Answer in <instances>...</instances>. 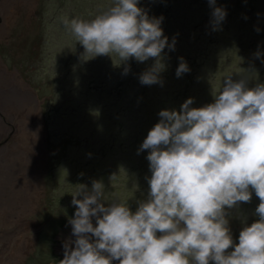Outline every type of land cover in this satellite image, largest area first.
Masks as SVG:
<instances>
[{"label": "rangeland", "instance_id": "374dc122", "mask_svg": "<svg viewBox=\"0 0 264 264\" xmlns=\"http://www.w3.org/2000/svg\"><path fill=\"white\" fill-rule=\"evenodd\" d=\"M111 3L0 0V101L14 88L22 91L18 78L30 97L25 105L30 113L20 122L0 107V118L12 125L0 130V264H59L64 243L75 240L68 221L76 211L71 202L79 185L91 190L94 180L102 181L105 206L119 199L135 212L148 199L151 177L148 150L138 154V149L161 110L179 111L188 98L195 108L214 102L229 74L234 81L245 78L248 87L264 83V0H216L215 6L227 12L219 30L210 23L208 0H139L150 18L163 17L169 44L176 38L175 50L166 47L162 53V86L139 81L153 59L130 58V71L123 74L126 64L114 54L83 56V46L62 24V17L90 20ZM180 57L190 71L178 78ZM29 156L38 182L25 205L22 191L8 195L5 187L24 178L20 158ZM12 195L23 204L18 214L7 207L6 197ZM258 204L253 192L250 202L227 210L234 243L242 228L258 219Z\"/></svg>", "mask_w": 264, "mask_h": 264}, {"label": "clouds", "instance_id": "9594fccd", "mask_svg": "<svg viewBox=\"0 0 264 264\" xmlns=\"http://www.w3.org/2000/svg\"><path fill=\"white\" fill-rule=\"evenodd\" d=\"M208 2L210 23L219 30L227 12L216 0ZM138 3L112 0L90 20L62 17V24L83 46V56L114 54L126 64L123 74L130 58L153 59L139 81L162 86V53L175 50L176 38L169 44L163 17L150 18ZM179 61L178 78L190 71L183 57ZM213 99L195 108L188 98L179 111L158 113L138 149L148 150L151 177L148 199L135 212L119 199L105 206L102 181L94 180L91 190L79 185L68 221L75 240L64 243L59 264H264V83L248 87L245 78L234 81L229 74ZM253 192L258 219L234 243L227 210L250 202Z\"/></svg>", "mask_w": 264, "mask_h": 264}, {"label": "bare ground", "instance_id": "6f19581e", "mask_svg": "<svg viewBox=\"0 0 264 264\" xmlns=\"http://www.w3.org/2000/svg\"><path fill=\"white\" fill-rule=\"evenodd\" d=\"M18 82H19V86L22 88V91L17 93L16 89L14 88V90L10 93V95L7 94V96L0 101V107H2L1 108L2 113L6 116H9V118L14 122L17 120L20 122L21 118H27L28 113H30L25 108V105L28 103L29 100L28 98H30L28 96L29 92L26 89H23L22 84L25 85V83L21 78H18ZM10 129H12V125L6 124V122L0 118V130L2 132H6L9 131ZM20 136L21 138L23 137V135ZM7 151L8 148L4 147L1 151V154L5 156ZM33 157L37 158L38 155L35 154ZM0 159L3 161V158L0 157ZM20 159H19L21 162L20 164L23 167H25L24 169H26V175L22 179L20 178L12 181L11 186L9 188L5 187V191L6 193L8 192V195H11L12 192L13 194L16 193V189L18 191H22L21 199L23 200V204L29 205V201H31L32 199V192L36 190L35 185L38 182V175H37L38 172H36V167H35L36 165L34 164V162L29 161L30 156L27 158L22 157ZM13 175L15 176L16 173H13ZM17 200H19L18 197H14L13 195L10 197L8 196L6 197L7 207L12 209L15 214L20 213L23 206V204H21L20 206ZM12 203L15 204L12 205Z\"/></svg>", "mask_w": 264, "mask_h": 264}]
</instances>
